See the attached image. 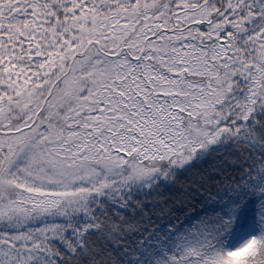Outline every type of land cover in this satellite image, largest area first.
I'll return each mask as SVG.
<instances>
[{
  "label": "snow or ice",
  "instance_id": "snow-or-ice-1",
  "mask_svg": "<svg viewBox=\"0 0 264 264\" xmlns=\"http://www.w3.org/2000/svg\"><path fill=\"white\" fill-rule=\"evenodd\" d=\"M0 264H264V0H0Z\"/></svg>",
  "mask_w": 264,
  "mask_h": 264
}]
</instances>
